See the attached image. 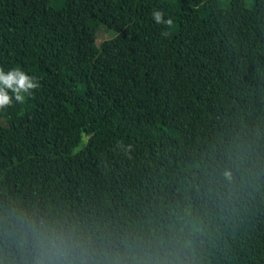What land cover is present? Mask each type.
I'll use <instances>...</instances> for the list:
<instances>
[{
    "label": "trees",
    "instance_id": "trees-1",
    "mask_svg": "<svg viewBox=\"0 0 264 264\" xmlns=\"http://www.w3.org/2000/svg\"><path fill=\"white\" fill-rule=\"evenodd\" d=\"M0 68L39 82L0 109V215L127 264H264V0H0Z\"/></svg>",
    "mask_w": 264,
    "mask_h": 264
},
{
    "label": "clouds",
    "instance_id": "clouds-1",
    "mask_svg": "<svg viewBox=\"0 0 264 264\" xmlns=\"http://www.w3.org/2000/svg\"><path fill=\"white\" fill-rule=\"evenodd\" d=\"M152 18L157 24L171 26L173 23L171 18L164 19L159 10L152 13ZM38 88L36 77L18 68L7 72L0 68V109L23 103L25 94L31 95ZM225 177L229 178L230 173L226 172ZM0 239L21 254L19 264H127L118 254H97L75 229L22 210H6L0 215ZM133 264L148 262L134 261ZM151 264H162V261Z\"/></svg>",
    "mask_w": 264,
    "mask_h": 264
},
{
    "label": "rangeland",
    "instance_id": "rangeland-1",
    "mask_svg": "<svg viewBox=\"0 0 264 264\" xmlns=\"http://www.w3.org/2000/svg\"><path fill=\"white\" fill-rule=\"evenodd\" d=\"M110 37V34L108 32H106L103 29H98L96 32V37H95V44L97 45L100 41L108 39ZM11 154L10 153H5V155L3 156V161H7L9 160Z\"/></svg>",
    "mask_w": 264,
    "mask_h": 264
}]
</instances>
